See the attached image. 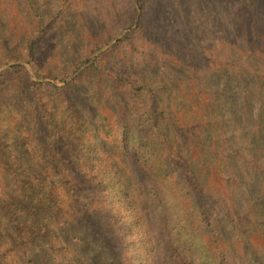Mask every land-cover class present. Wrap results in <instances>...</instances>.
Masks as SVG:
<instances>
[{
  "label": "trees",
  "instance_id": "obj_1",
  "mask_svg": "<svg viewBox=\"0 0 264 264\" xmlns=\"http://www.w3.org/2000/svg\"><path fill=\"white\" fill-rule=\"evenodd\" d=\"M69 1L112 26L65 74L35 56L63 7L0 57V209L26 221L0 264H264V0Z\"/></svg>",
  "mask_w": 264,
  "mask_h": 264
},
{
  "label": "rangeland",
  "instance_id": "obj_2",
  "mask_svg": "<svg viewBox=\"0 0 264 264\" xmlns=\"http://www.w3.org/2000/svg\"><path fill=\"white\" fill-rule=\"evenodd\" d=\"M65 2L66 0H0V57L12 55L16 51L25 49L26 43L31 41L37 30V22L45 23L48 15L54 14L55 11L63 7L65 11L61 14L60 18L46 29L41 41L39 40L40 42L37 43L35 56L41 61V67L46 70H55L54 72L65 74V69L71 60L84 54L86 48L96 41H99L112 26L110 20L107 19L109 15L100 13L96 15L97 10L95 11L94 8L83 7L81 5L71 6L70 1L68 5L63 6ZM38 14L40 16L39 18L36 17ZM88 20L92 24L86 28L81 22ZM105 49L106 47L103 48V50ZM41 67H36V65L27 67L29 77H24V82L28 86L33 85L31 82L37 81V71L35 70L36 68L40 70ZM12 77L15 78L14 75ZM12 81L13 84H22L16 78ZM17 90L18 86L15 85L14 91ZM262 103L264 104V101ZM236 107L240 114L241 108ZM246 120L241 119L242 125L244 126V133H241L242 136L248 134V131L252 127L250 126V121ZM255 122L254 120L252 122L255 129V142H263L264 144V123L261 127ZM241 134L237 137L242 141ZM263 182L262 184H264ZM4 190H6L5 187H0V202L4 198ZM260 195L264 197V193ZM116 202L119 201L117 200ZM5 206L7 205H3V207ZM19 206L17 204L12 207L8 214L0 209V248L4 246L5 241L10 243L12 238L18 236L20 222H26L22 217H18L20 214L18 210ZM119 206L120 204L117 203L116 207L119 208ZM129 226H132V224L129 223ZM48 254L56 263H59L62 257L60 253H56L55 251H49ZM19 258L20 253H13L11 255V259L13 260L18 261Z\"/></svg>",
  "mask_w": 264,
  "mask_h": 264
}]
</instances>
